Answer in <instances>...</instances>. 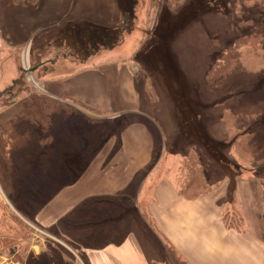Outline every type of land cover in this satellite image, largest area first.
<instances>
[{
  "label": "rangeland",
  "instance_id": "1",
  "mask_svg": "<svg viewBox=\"0 0 264 264\" xmlns=\"http://www.w3.org/2000/svg\"><path fill=\"white\" fill-rule=\"evenodd\" d=\"M248 20L264 21V12L247 0H0V264H78L74 246L27 221L43 204L37 197L42 187L13 184L7 177L4 136L24 121L48 130L52 115L62 110L49 93L61 79L86 69L104 78L103 96L97 82L89 91L92 113L101 118L72 112L78 129L87 127L103 141L105 135L120 138L127 127L146 128L159 176L173 175L186 196L216 183L224 224L264 241V180L254 178L251 187L237 183L232 196L237 176H256L250 161L261 164L264 175V100L254 103L264 98V71L254 75V68L241 62L234 66L249 67L245 74L224 77L218 70L223 55L247 35L240 22ZM239 44L233 51L242 59L247 53ZM233 111L236 121L227 126L225 116ZM257 129L258 139L248 136ZM243 138L259 145L251 156L236 151L251 144ZM187 163L196 167L191 178ZM204 179L208 183H201ZM52 188H45V195ZM23 195H30L27 205ZM141 211L142 226L136 225L137 213L130 214L129 224L145 253L155 255L158 264H176L177 256Z\"/></svg>",
  "mask_w": 264,
  "mask_h": 264
},
{
  "label": "crops",
  "instance_id": "2",
  "mask_svg": "<svg viewBox=\"0 0 264 264\" xmlns=\"http://www.w3.org/2000/svg\"><path fill=\"white\" fill-rule=\"evenodd\" d=\"M61 80L59 88L54 94L49 93V97L59 102L62 110L65 108L67 114L60 113L65 114L68 122L61 126L53 123V118L60 116L54 113L46 131L38 130L33 123L35 131L43 136L40 142L43 150L49 148L53 153L47 166L38 165L40 169L21 174L18 180L41 184L37 197L49 198L36 211L29 212L28 222L53 235L52 239L63 238L74 246L82 258L76 256L78 264H158L155 255L147 256L145 245L129 224L130 214L137 213L136 225L142 226L143 209L177 256L176 264H264V241L257 233L224 224L219 185L215 183L205 192L186 196L173 175L170 179L159 176L161 172L155 170L159 165L153 162V140L146 128L127 127L120 138L105 135L99 141L93 137L94 131L76 127V114L101 118L92 113L96 108L89 91L92 83L97 82L103 96V76L86 69ZM27 96L24 94L18 101ZM62 104H68L69 108ZM9 133L4 136L6 150ZM7 166V177L13 176L8 163ZM254 178L237 176L233 181V198L238 194L237 183L250 186ZM201 183L208 181L204 179ZM44 184H53L51 194L45 195ZM29 196L23 195V200Z\"/></svg>",
  "mask_w": 264,
  "mask_h": 264
},
{
  "label": "trees",
  "instance_id": "3",
  "mask_svg": "<svg viewBox=\"0 0 264 264\" xmlns=\"http://www.w3.org/2000/svg\"><path fill=\"white\" fill-rule=\"evenodd\" d=\"M247 1L251 4V7L253 2V8L255 10L264 12V0H247ZM234 5L235 3L232 4V7H234ZM258 7H261L262 9L260 10ZM257 20L254 22H252V20L250 21L248 20L246 22L245 21L240 22V24L243 25V27H245L247 31L246 33L247 35H244L241 39H239V41H237V44L238 42L242 44L239 48L243 46L246 49L247 54L245 55V57H242V59H240L239 51L238 50L233 51L236 50L237 44L235 48L234 47L230 48L227 51L229 53L226 52L223 55L222 60L220 59L219 62L220 68L218 70H220V73H222L224 77L231 76L235 73L245 74L249 71V67L244 69H236L234 64L239 62L246 63V65L248 66H252L254 68L253 71L255 72L254 75L260 76L262 71H264V66H261V64L264 63V60L261 61V59L264 58V21L259 20L258 22ZM249 25H251L250 26V29L252 28L251 30L247 29ZM224 73H228V75ZM261 96L259 98H261ZM259 98L256 99L254 103L264 100V98L262 99ZM61 112H66V111L62 110ZM235 114L237 113L233 111L232 114L230 115L228 114L227 116H225V122H226L225 125L231 126L236 121L234 119ZM65 118H66L65 114H60L59 117L57 116L53 118L52 121L53 123H58V120H62ZM53 126L54 125L52 124L51 127ZM258 129L253 131L252 135L250 133L248 136L258 139L259 138ZM9 134L10 135H8L7 137L9 146L6 151L9 152L8 160L11 167V174H13V176H11V182L13 184H20L21 182H18V180L20 179L21 174H27L33 171L35 172L36 170L40 169L38 165H41L43 167L47 166L48 160L50 159L53 152L49 148H47L45 151L43 150L44 147L40 143L43 136L39 134L37 131H35V126L30 121H24L22 123L21 122L18 123V125H15L13 127V130ZM242 141L243 143H247L249 141L251 143L248 146L244 144H240L238 146V149L236 148V151L242 157L251 156L254 152H256L259 149V145L253 144L251 140H247L243 138ZM241 164H242L241 166H243V163ZM250 164L253 165L251 166V170H253V174L256 172L255 178L259 181L264 180V175H262L261 164L254 165L255 164L254 161H250ZM184 167L189 172L188 176L191 178L193 172L196 169L195 165L187 163L185 164ZM237 169H240L239 165ZM31 184H36V183H31ZM44 185L48 191L49 189H51L53 184H44ZM37 186H41V184L40 185L37 184ZM35 200L36 199H34V201ZM44 201H46L45 198L42 199L41 202L43 203ZM261 219H262V213L260 214L259 223H261Z\"/></svg>",
  "mask_w": 264,
  "mask_h": 264
}]
</instances>
